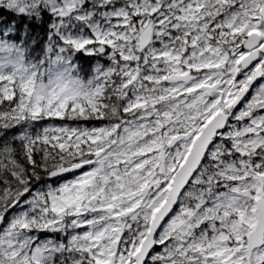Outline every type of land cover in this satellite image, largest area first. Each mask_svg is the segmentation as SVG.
I'll return each mask as SVG.
<instances>
[{
	"label": "snow or ice",
	"instance_id": "1",
	"mask_svg": "<svg viewBox=\"0 0 264 264\" xmlns=\"http://www.w3.org/2000/svg\"><path fill=\"white\" fill-rule=\"evenodd\" d=\"M0 264H264V0H0Z\"/></svg>",
	"mask_w": 264,
	"mask_h": 264
}]
</instances>
